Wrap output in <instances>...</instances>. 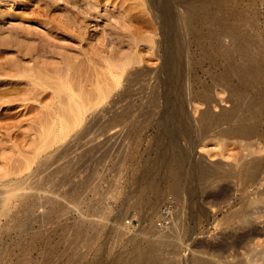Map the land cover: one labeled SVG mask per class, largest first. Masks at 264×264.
<instances>
[{
	"label": "rangeland",
	"instance_id": "rangeland-1",
	"mask_svg": "<svg viewBox=\"0 0 264 264\" xmlns=\"http://www.w3.org/2000/svg\"><path fill=\"white\" fill-rule=\"evenodd\" d=\"M26 1H0V264H129L138 254L142 264H264V0H105L82 35L48 30L50 18L63 22L68 7L83 10L89 0H58L62 11L40 20L37 1ZM37 39L76 58L72 83L82 104L95 102L99 88L109 93L61 139L53 127L61 114L64 122L71 117L68 94L48 88L37 99L17 89L15 74L33 66ZM51 57L42 59L61 63ZM165 61L169 75L160 73ZM120 65L127 70L115 86L110 70ZM181 65L184 80L176 76ZM5 89L30 100L7 104ZM238 104L259 124L256 137L218 134L231 126L221 114ZM208 109L214 124L200 118ZM246 156L263 159L254 180L238 168ZM199 165L211 169L207 177ZM171 169L190 173L181 194Z\"/></svg>",
	"mask_w": 264,
	"mask_h": 264
},
{
	"label": "bare ground",
	"instance_id": "bare-ground-1",
	"mask_svg": "<svg viewBox=\"0 0 264 264\" xmlns=\"http://www.w3.org/2000/svg\"><path fill=\"white\" fill-rule=\"evenodd\" d=\"M1 2L2 1H5V0H0ZM7 1V0H6ZM28 1V0H27ZM26 1V2H27ZM37 1V3H36V6L34 5L33 7H35L34 9H33V11L35 12V13H37L38 12V19H39V15H43L44 16V14L46 13L47 14V12H49L51 9H60V5L62 4V2L60 3V2H58V0H36ZM35 1V2H36ZM59 1H61V0H59ZM65 2H66V0H64ZM69 1H71V0H69ZM73 1V0H72ZM105 0H89L88 1V4H86L87 6L83 9V10H77V9H74V8H71V7H68L67 9H69L68 10V14H65L66 15V19L63 17V19L62 20H64L65 19V21H61V18L58 20V19H56V18H50L52 21H53V26H50V29H48V30H53V28L55 27V28H57V29H62V31H69L70 33H71V31H73V32H78L77 33V35L79 34V35H82L81 33H82V28L84 27V26H86V23L89 21V20H91V19H93V18H91V16L92 15H94V14H96V12L98 13L99 11V8H101V6H102V3L104 2ZM107 1V0H106ZM109 1V0H108ZM112 1V0H111ZM119 1H121V0H119ZM123 1H125V0H123ZM30 2H33V1H29V2H27V3H25L26 5L28 4V3H30ZM35 2H33V3H35ZM68 2V1H67ZM66 2V3H67ZM32 3V4H33ZM113 2H111V4H112ZM121 3V2H120ZM124 3H126V1L124 2ZM115 4H116V2H115ZM85 5V4H84ZM114 5V4H113ZM66 6H68V5H66ZM73 6V5H72ZM122 6H123V4H122ZM26 7V6H25ZM24 7V8H25ZM27 7H28V5H27ZM73 7H75V6H73ZM125 7V6H124ZM80 8V7H79ZM122 8V7H121ZM31 9V8H30ZM126 9V8H125ZM61 10V9H60ZM127 10L128 9H126V12H127ZM62 11V10H61ZM64 11V10H63ZM123 12H124V10H123ZM0 13H2V12H0ZM33 13V12H32ZM100 13H101V11H100ZM49 14V13H48ZM33 15H35L34 13L32 14V16ZM64 15V14H63ZM64 15V16H65ZM125 15V14H124ZM123 15V16H124ZM126 15H129V14H126ZM47 16V15H46ZM53 16V15H52ZM37 17V16H36ZM51 17V16H50ZM33 18L35 19V17L33 16ZM32 18V19H33ZM44 18L46 19V17L44 16ZM59 18V17H58ZM127 18H128V16H127ZM126 18V19H127ZM47 19H48V17H47ZM49 19V20H50ZM124 19H125V16H124ZM3 20V19H2ZM40 20V19H39ZM49 20H47V21H49ZM37 21V20H36ZM45 20L43 19V21L42 22H44ZM118 21V20H117ZM117 21H115L116 23H118ZM39 22V21H38ZM45 23V22H44ZM90 23V22H89ZM113 23H114V21H113ZM48 24H49V22H48ZM89 25V24H88ZM49 26V25H48ZM110 26V25H109ZM2 26H0V28H1ZM115 27H117V26H115ZM13 28V27H12ZM11 28V29H12ZM113 28V27H112ZM119 28H121V26L119 25ZM123 28V27H122ZM114 29V28H113ZM1 30V29H0ZM3 30V29H2ZM18 30H20V29H17V30H15V31H17L18 32ZM33 30V29H32ZM47 30V29H46ZM71 30V31H70ZM10 31V30H9ZM8 31V32H9ZM31 31V30H30ZM29 31V32H30ZM58 31V30H57ZM84 31V33H85V30H83ZM113 30H111V32H112ZM4 32V31H3ZM12 32V31H11ZM13 32H14V30H13ZM28 32V31H27ZM32 32V31H31ZM34 32L36 33V31L34 30ZM115 32H117V30H115ZM19 33V32H18ZM25 33H26V31H25ZM24 33V34H25ZM34 33V34H35ZM38 33V32H37ZM40 33V32H39ZM17 34V33H16ZM20 34V33H19ZM31 34V33H30ZM32 34H33V32H32ZM44 34V33H43ZM46 34V33H45ZM72 35H74V33H71ZM119 34V33H118ZM29 35V34H28ZM38 34H36V36H37ZM48 35V34H47ZM75 35H76V33H75ZM115 35H116V33H115ZM21 36H22V34H21ZM24 36V35H23ZM39 36H40V34H39ZM38 36V37H39ZM42 36V35H41ZM40 36V37H41ZM45 36V35H44ZM50 36V35H49ZM35 37V36H34ZM64 37V36H63ZM77 37V36H76ZM52 38V37H51ZM56 38V37H55ZM80 38H82L81 36H80ZM83 38H85V37H83ZM5 39V38H4ZM18 39H20V38H18ZM40 39V38H39ZM43 39V38H42ZM41 39V40H42ZM46 39V38H45ZM53 39H54V36H53ZM79 39V38H78ZM6 40V39H5ZM5 40H4V42H5ZM12 40H14V39H12ZM24 40V39H23ZM26 40V39H25ZM35 40V39H34ZM33 40V41H34ZM52 40V39H51ZM58 40V39H57ZM88 40V39H87ZM8 41V40H7ZM32 41V40H31ZM37 41H39V42H37ZM37 43H39V45H37L38 46V48H37V53H36V55H34L33 56V58H32V60H33V62H34V64H33V66L31 65V67L29 66V68H28V66L27 65H24V66H26V68H23L22 70L20 69H18L19 71L16 73L15 71V75L17 76V77H19V78H27L26 80V82L25 81H22L21 82V80H16L17 81V89H19L18 87L20 86V91L19 92H21V90H23L22 92L25 94L26 92L28 93L29 92V96L30 95H33V98H35L34 97V95L37 97V99H38V95H46V93L48 92H46V90L49 88V89H51V90H53V92L55 93V94H60V93H62V94H68V96H69V100H68V102H70L71 104H69L68 106H69V109L68 110H70L71 111V117H67V121L66 122H64V120L63 119H61L62 117V114H61V116L60 115H58V116H60L59 117V119L57 120V122L55 123L56 124V128L58 127V125H59V131L55 128V126L53 127V139L55 138V139H58L59 137V139H61V137H62V135L65 137V135L66 134H64L65 132H66V130H67V132L70 130V127L72 128L73 126H75V124L77 125V123H78V121H80L81 122V120H84L83 118H84V116L86 115V112H88L89 110H88V108H90L89 106H92V104H94V103H96V99H97V104H94L90 109H94L93 107L95 106L96 108H97V105H98V98H102L101 100H99V103L101 104V102L103 101V103H104V98H107L108 96H106V94L107 95H109V93H107V91H105V90H107V89H105V90H103L102 89V91H100L99 89L97 90V94H98V98H95V102H93L94 101V99L92 100V102H89L88 101V103H92V104H90V105H87V103H86V100H85V103L86 104H82V101H83V99L82 98H79V96H80V94H76V92L78 91L77 89H79V88H81V87H78L77 88V86H73L74 84L72 83V81L74 80V77H75V70H76V64L77 63H74L75 61V59L76 58H74V60H73V58H72V56L70 55H65V54H63V52H59L60 51V49H59V51H56L55 49H56V47H55V49L54 50H52L53 48H54V45H52L53 47H51L50 46V48L48 47V44H46V43H44L43 42V40L42 41H40V40H38L37 39ZM44 41H49L50 42V40L49 39H47V40H44ZM55 41H56V39H55ZM55 41H54V44H55ZM85 41H86V38H85ZM103 41V40H102ZM3 42V43H4ZM10 42V41H9ZM83 42V41H82ZM1 43H2V41H1ZM33 43V42H32ZM35 43V42H34ZM51 43L52 42H50V44L49 45H51ZM88 43V42H87ZM87 43H86V46H87ZM5 44V43H4ZM58 44V43H57ZM63 44V43H62ZM3 45V44H2ZM20 45V44H19ZM24 45V44H23ZM22 45V46H23ZM69 45V44H68ZM71 45V44H70ZM73 45V44H72ZM89 46H90V43L88 44ZM104 45V44H103ZM61 46V45H60ZM63 46H65V44H63ZM80 46V45H79ZM93 46V45H92ZM29 47V46H28ZM35 47V46H34ZM59 47V46H58ZM62 47V46H61ZM88 47V46H87ZM32 48H33V46H32ZM52 48V49H51ZM65 48V47H64ZM68 48V47H67ZM74 48V47H73ZM77 48V47H76ZM83 48V47H82ZM84 48H85V46H84ZM92 48H95L94 46L92 47ZM31 49V48H30ZM77 49H80V48H77ZM87 49V48H86ZM98 49V48H97ZM15 50V49H14ZM21 50V49H20ZM26 50V49H25ZM29 50L27 49V52H28ZM32 51V50H31ZM34 51V50H33ZM64 51H65V49H64ZM69 52H70V50H68ZM85 51V53L84 54H86V55H89L88 53H91V51H90V48H88L87 50H84ZM26 52V51H25ZM67 52V51H66ZM68 52V53H69ZM71 52H73L72 50H71ZM93 52V51H92ZM97 52V51H96ZM22 53H24V52H22ZM82 53V52H81ZM32 54V53H31ZM76 54V53H75ZM24 55V54H23ZM28 55V54H27ZM46 55H50V56H52L53 57V59L55 58V57H59L60 58V60H61V63H59V65H50V63L48 64V62H46L47 60L45 59H42V58H44V57H46ZM78 55V54H77ZM85 55V56H86ZM94 55V54H93ZM96 55V54H95ZM19 56V55H18ZM83 56V55H82ZM90 57H92L91 55H89ZM52 57H51V59H52ZM74 57H76V56H74ZM88 57V56H87ZM90 57H89V59H90ZM167 57H169V56H167ZM21 58V57H20ZM72 58V59H71ZM80 58V57H79ZM78 58V59H79ZM171 58H173V56L171 57ZM170 58V59H171ZM78 59H77V62H78ZM81 59V58H80ZM83 60H85L84 58H82ZM17 60H18V58H17ZM20 61H21V59H19ZM55 60V59H54ZM59 60V61H60ZM96 61V59H93V58H91L90 59V63H91V61ZM166 60V59H165ZM169 60V59H168ZM86 61V60H85ZM50 62V61H49ZM88 62V63H89ZM166 62V63H165ZM164 63H165V65L163 66V68H162V71H160V73H165L166 71H167V74H168V70H170V68L168 67L169 65H167L168 64V62L167 61H165ZM171 62V61H170ZM172 62H175V61H173L172 60ZM18 63V62H17ZM16 63V64H17ZM52 63V62H51ZM54 63V62H53ZM80 63V62H79ZM87 63V64H88ZM129 63V62H128ZM15 64V63H14ZM13 64V65H14ZM24 64V63H23ZM58 64V63H57ZM85 64H86V62H85ZM92 64V63H91ZM97 64V63H96ZM99 64V63H98ZM97 64V65H98ZM174 64V63H173ZM173 64H171L172 66H173ZM19 65V64H18ZM21 65V64H20ZM84 65V64H83ZM82 65V66H83ZM89 65V64H88ZM110 64L108 63V66H109ZM129 65V64H128ZM178 65H180V63L178 64ZM80 66V65H79ZM78 66V67H79ZM82 66H80V67H82ZM87 66V65H86ZM85 66V68H87V67H89V66H87L86 67ZM92 66V65H91ZM124 66H126L125 65V63H124ZM123 65H120L119 67H124ZM93 67V66H92ZM91 67V68H92ZM126 67H128V66H126ZM126 67H124V68H120V72L119 73H115V72H117L116 70H115V72H114V70L113 69H111L110 67V73L115 77V86H118L119 84H120V80H121V76H122V74H123V71L124 70H127V69H125ZM162 67V66H161ZM161 67H160V69H161ZM246 67V66H245ZM90 68V67H89ZM88 68V69H89ZM247 68H248V66H247ZM98 69V68H97ZM159 69V70H160ZM185 67H184V65H181V66H179L178 67V69H176L177 71V74H176V76H178V78L180 77L181 79L182 78H184L186 75V73H185ZM231 69H233V68H231ZM241 69V68H240ZM244 69V68H243ZM256 69V68H255ZM254 69V70H255ZM90 70V69H89ZM230 70V69H229ZM238 70V69H237ZM246 70V69H245ZM251 70V69H250ZM13 71V70H12ZM77 71V70H76ZM87 71V70H86ZM234 72V69L233 70H231V72ZM247 71H249V70H247ZM252 71V70H251ZM258 71V70H257ZM5 72V71H4ZM95 72V71H94ZM230 72V71H229ZM232 72V73H233ZM3 73V72H2ZM9 73V72H8ZM175 73V72H174ZM227 73V72H226ZM248 73V75H250L249 74V72H247ZM256 73V72H255ZM254 73V74H255ZM82 74V73H81ZM166 74V75H167ZM170 74V73H169ZM168 74V75H169ZM239 74V73H238ZM257 74V73H256ZM6 75V74H5ZM88 75V74H87ZM86 75V76H87ZM165 75V80L166 79H168V77ZM173 75V74H172ZM175 75V74H174ZM228 75H229V73H228ZM241 75V74H240ZM245 75H247V74H245ZM244 75V76H245ZM252 75V74H251ZM10 77H11V75H9ZM85 76V75H84ZM231 76V75H230ZM243 76V77H244ZM254 76H256V75H252L251 77H249V78H251V79H253V77ZM260 76V75H259ZM258 76V77H259ZM13 77V76H12ZM83 77V76H82ZM89 77V76H88ZM92 77V76H91ZM90 77V78H91ZM167 77V78H166ZM258 77L256 78V79H258ZM77 78V77H76ZM96 77H94V79H95ZM171 78V77H170ZM173 78H174V76H173ZM176 78V77H175ZM244 78H247V77H244ZM243 78V79H244ZM156 79V78H155ZM188 79V78H187ZM256 79L254 78V80L256 81ZM82 80V79H81ZM86 80V79H85ZM89 80V79H88ZM91 80H93V79H91ZM95 80H97V78L95 79ZM94 80V81H95ZM164 80V79H163ZM169 80V79H168ZM171 80V79H170ZM170 80L168 81V82H170ZM182 80H184V79H182ZM186 80V79H185ZM253 80V81H254ZM78 81V80H77ZM84 81V80H83ZM167 81V80H166ZM173 81H174V79H173ZM187 81V80H186ZM12 82V81H11ZM14 82V81H13ZM74 82V81H73ZM171 82H172V80H171ZM177 82V81H176ZM75 83V82H74ZM89 83V82H88ZM95 83H97V82H94L93 84H95ZM167 83V82H166ZM186 83V82H185ZM260 83V82H259ZM81 83H78L77 85H80ZM99 82L97 83V86L99 87ZM184 84V83H183ZM182 84V85H183ZM231 84V83H230ZM8 85V84H7ZM7 85H4V86H7ZM15 85V84H14ZM83 85V84H82ZM88 85V84H87ZM172 84H170L169 86H171ZM256 85H257V83H256ZM81 86V85H80ZM115 86H113V87H115ZM10 87V86H9ZM76 87V88H75ZM97 87V88H98ZM113 87H111V88H113ZM183 87H185V86H183ZM15 88H16V86H15ZM84 88V87H83ZM102 88V87H101ZM116 88V87H115ZM114 88V89H115ZM12 89H13V87H12ZM12 89H10L8 92H7V90L8 89H5L6 91H4V93H7V94H9V93H12ZM48 89V90H49ZM77 90V91H76ZM1 91V90H0ZM11 91V92H10ZM14 91H16V90H14ZM82 91V90H81ZM105 91V92H104ZM234 91V90H233ZM240 91V90H239ZM2 92V91H1ZM17 93H18V90L16 91ZM16 92H13L14 94L16 93ZM43 92H46V93H44L43 94ZM53 92H51V93H53ZM99 92H101V94L99 93ZM108 92H109V90H108ZM111 92V91H110ZM232 92V91H231ZM241 92V91H240ZM239 92V93H240ZM3 93V92H2ZM54 93H53V96H54ZM106 93V94H105ZM167 93H168V91H167ZM166 93V94H167ZM244 93V92H243ZM48 94H50V92L48 93ZM105 94V95H104ZM247 94V93H246ZM10 95L11 94H9V98L8 99H6L5 100V102H7V104L8 103H12L13 102V100H14V98H16V103H17V101H20V100H30V97H32V96H26V98L24 97V99H22L23 97L21 96L22 94H19L18 96H17V94H15V96H17V97H15L13 94V96H11L10 97ZM27 95V94H26ZM64 95H63V97H64ZM77 95V96H76ZM96 95V94H95ZM99 95L101 96V97H99ZM170 95V94H169ZM168 95V96H169ZM233 95V94H232ZM231 95V96H232ZM245 95V94H244ZM60 96V95H59ZM106 96V97H105ZM233 96H235V95H233ZM249 96V95H248ZM3 97V96H2ZM4 97H5V95H4ZM3 97V98H4ZM27 97H29V98H27ZM42 97V96H41ZM62 97V96H61ZM82 97V96H81ZM95 97V96H94ZM96 97H97V95H96ZM201 97V96H200ZM245 97H247V96H245ZM245 97H243V98H245ZM6 98V97H5ZM17 98H20V100L18 99L17 100ZM46 98V97H45ZM169 98V97H168ZM232 98V97H231ZM240 98V97H239ZM1 100H2V98H0ZM37 99H35V100H37ZM53 99H54V97H53ZM55 99H57V98H55ZM59 100H61L60 99V97L58 98ZM79 99H81V100H79ZM104 99V100H103ZM235 99H237V98H235ZM242 99V98H241ZM252 99V98H251ZM251 99H248L247 98V100L249 101V100H251ZM0 100V101H1ZM32 100V99H31ZM43 100V99H42ZM234 100V99H233ZM246 100V98L243 100L242 99V101H244L245 103V105H247L246 103L248 102H246L245 101ZM256 100V99H255ZM33 101V100H32ZM32 101H30L29 102V104L32 102ZM41 101V100H40ZM61 101H63V100H61ZM101 101V102H100ZM237 101H240V100H237ZM253 101V100H252ZM4 102V103H5ZM37 102H39V101H37ZM41 102H43V101H41ZM67 102V101H66ZM2 103H3V101H2ZM24 103H27L26 101L24 102ZM34 103H36V102H34ZM34 103H32L31 105H34ZM56 103H57V101H56ZM237 103V102H236ZM254 103H255V105H256V108H255V112H254V114H259V111H258V106H259V102L258 101H254ZM20 104V103H19ZM28 104V103H27ZM99 104V105H100ZM251 103L249 102V104L248 105H250ZM30 105V106H31ZM37 104H35V106H36ZM45 105H47V103L45 104ZM45 105H44V107H45ZM54 105V104H53ZM103 105V104H102ZM233 105H235V103L233 104ZM242 105V104H241ZM241 105H236V106H234V108L230 111L229 110V112L227 111H223L224 113H222L221 114V119H223V120H225L227 123H228V125H231V126H228V127H224V128H221V130H217V131H219V133L216 131V133H218V134H221V135H223L224 137L226 136V137H234V138H242V139H244V138H252V137H256L257 136V134H259L258 133V125L259 124H257V123H253V120L252 119H250L251 121H249V118L248 117H246V116H244V115H240V113H238V109H239V107H241ZM247 105V106H248ZM24 106V105H23ZM29 106V105H28ZM26 107V109L28 108L29 109V107ZM39 106V105H38ZM42 106V105H41ZM50 106H51V104H50ZM50 106H49V108H50ZM251 106V105H250ZM252 106H254L253 104H252ZM40 107V106H39ZM44 107H42V108H44ZM87 107V108H86ZM246 107V106H245ZM36 108V107H35ZM96 108H95V110H96ZM103 108V107H102ZM243 108V107H242ZM242 108H240V109H242ZM247 108V107H246ZM21 109V108H20ZM25 109V110H26ZM30 109H32V106H31V108ZM45 109V108H44ZM48 109V108H47ZM52 109V108H51ZM53 110V109H52ZM60 110V109H59ZM85 110H88V111H85ZM185 109L183 108V111H184ZM209 110V109H208ZM29 111V110H28ZM30 111H32V110H30ZM29 111V112H30ZM61 111V110H60ZM182 111V110H181ZM187 111V110H186ZM52 112H54V110L52 111ZM58 112V111H57ZM252 112V111H251ZM25 113V112H24ZM60 113V112H59ZM185 113V112H184ZM245 113V112H244ZM243 112H242V114H244ZM30 114V113H29ZM28 114V115H29ZM53 114V113H52ZM51 114V116L53 117V115ZM188 114V113H187ZM212 113L210 112V110L209 111H204L203 113H202V116L200 117V118H202L203 120H205V121H208V120H210V122H213L212 121V117H215L214 115H211ZM247 114H250V113H247ZM55 115V114H54ZM56 115V116H57ZM183 115V114H182ZM246 115V114H245ZM23 116H25V115H23ZM65 116V115H64ZM185 116V115H184ZM187 116V115H186ZM219 116V115H218ZM217 116V118L219 119V117ZM37 117V116H36ZM39 117V116H38ZM37 117V118H38ZM66 117V116H65ZM216 118V117H215ZM215 118H213V120H215ZM32 119V118H31ZM36 119V118H35ZM34 119V120H35ZM218 119H217V123L219 124V122H218ZM37 120V119H36ZM39 120V122H40V120L41 119H38ZM56 120V119H55ZM223 120H221V121H223ZM44 121V120H43ZM45 122V121H44ZM43 122H41L40 124L41 125H45V123H43ZM214 123H216V122H213V124ZM223 123V122H222ZM222 123L220 122V124H221V127H222ZM226 123V124H227ZM54 124V123H53ZM81 124V123H80ZM211 126L213 125L212 123H209ZM225 124V125H226ZM223 125H224V123H223ZM77 126H79V124L77 125ZM77 126H75V127H77ZM227 126V125H226ZM75 127H73V128H75ZM56 130H55V129ZM69 129V130H68ZM218 129H220V125L218 126ZM66 132V133H67ZM67 136V135H66ZM46 138V137H45ZM47 139V138H46ZM46 139H45V142H44V140H43V142L42 143H46ZM53 141V140H52ZM55 141V140H54ZM49 142L48 143V141H47V146L45 145V144H40L41 145V147H40V150H38V151H45L44 150V148H47L48 149V147H51V146H53V145H51L50 143H56V141L55 142ZM59 141V140H58ZM48 145H50V146H48ZM46 146V147H45ZM41 148H42V150H41ZM41 153V152H40ZM39 154V153H38ZM40 156V155H39ZM254 157V156H253ZM259 157V156H258ZM258 157H257V159H255V158H252V160H248L247 159V156L245 157L247 160H245L244 161V159H243V162L240 164V165H238L239 167V170H241L244 174H246L248 177H249V179L250 180H254L258 175H259V173H260V171H261V168H262V166H263V159H258ZM242 159V158H241ZM249 159H251V158H249ZM177 162V161H176ZM240 163V162H239ZM179 167H181L180 166V164L178 165ZM202 165H199V167H201ZM182 168V167H181ZM180 168V169H181ZM185 168V167H184ZM174 169H175V167H174ZM174 169H171V171H172V175H173V183H174V187H175V190H176V192H178V194H181L182 193V189L181 188H183L182 187V184L184 183L183 182V180H182V178H183V176H186L185 174H186V172H188V171H186L185 172V174L181 177L179 174H180V172H179V174H178V170L176 171V170H174ZM194 169V168H193ZM196 169V168H195ZM200 169V168H199ZM210 169V168H209ZM209 169L207 168V166L206 167H201V170H200V176L201 177H207L208 175H209V173H208V171H209ZM11 170V169H10ZM192 170V169H191ZM190 170V171H191ZM197 170V169H196ZM195 170V171H196ZM211 170V169H210ZM179 171H181V172H184V170L182 171V170H179ZM192 172H193V170H192ZM199 172V171H198ZM12 173V172H11ZM10 173V174H11ZM15 173V172H14ZM189 173V172H188ZM182 174V173H181ZM190 174V173H189ZM188 174V176H191V175H189ZM199 174V173H198ZM196 175H197V172H196ZM199 176V177H200ZM187 177V176H186ZM197 177V176H196ZM185 178V177H184ZM183 178V179H184ZM193 178H195V176L193 177ZM186 179V178H185ZM188 180H189V178H187ZM191 179V178H190ZM185 181V180H184ZM183 182V183H182ZM184 185V184H183ZM26 186L25 185H23V187L21 188V189H24ZM144 260H145V255L144 254H138V256L135 258V260H133L132 262H130L129 264H142L143 262H144Z\"/></svg>",
	"mask_w": 264,
	"mask_h": 264
},
{
	"label": "built area",
	"instance_id": "built-area-1",
	"mask_svg": "<svg viewBox=\"0 0 264 264\" xmlns=\"http://www.w3.org/2000/svg\"><path fill=\"white\" fill-rule=\"evenodd\" d=\"M171 207H172V201L169 199L162 209V213L165 215V218L169 216Z\"/></svg>",
	"mask_w": 264,
	"mask_h": 264
}]
</instances>
